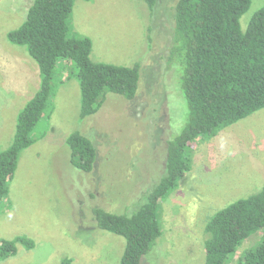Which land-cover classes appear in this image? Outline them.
Instances as JSON below:
<instances>
[{
	"label": "rangeland",
	"instance_id": "374dc122",
	"mask_svg": "<svg viewBox=\"0 0 264 264\" xmlns=\"http://www.w3.org/2000/svg\"><path fill=\"white\" fill-rule=\"evenodd\" d=\"M34 0H0V151L14 138L17 116L40 87V70L26 48L9 42ZM177 0H159L155 9L141 0H76L72 36L92 39L91 58L141 67L136 97L108 92L94 115L81 118L78 68L61 61L36 141L22 151L7 199L0 208V241L25 235L0 264H120L126 239L97 227L92 209L133 212L161 177L170 133L180 131L188 107L175 74L166 65ZM264 0H252L241 19L245 31ZM80 131L97 145L99 160L90 174L70 161L68 134ZM192 168L160 204L162 235L141 264H205L209 218L233 201L264 186V108L191 143ZM128 212V213H129ZM258 236L243 242L236 264ZM1 247V242H0Z\"/></svg>",
	"mask_w": 264,
	"mask_h": 264
},
{
	"label": "trees",
	"instance_id": "16d2710c",
	"mask_svg": "<svg viewBox=\"0 0 264 264\" xmlns=\"http://www.w3.org/2000/svg\"><path fill=\"white\" fill-rule=\"evenodd\" d=\"M76 0H34L23 23L8 34L9 42L23 46L37 63L41 83L17 116L11 145L0 151V208L7 199L19 158L36 139L33 131L44 117L53 93V78L61 61L78 68L81 118L96 114L107 93L127 100L136 97L141 67L94 61L92 39L72 36L70 18ZM155 9L159 0H141ZM252 0H177L173 30L166 57L175 83L186 99L188 114L179 132L169 131L166 160L160 179L135 203L132 213L113 212L97 205L92 214L97 227L126 239L120 264H141L162 235L159 208L192 168L191 143L217 135L264 108V6L241 26ZM71 164L90 174L97 166L96 143L85 133L66 137ZM129 212V213H128ZM205 264H229L243 242L258 239L236 264H264V186L218 210L207 221ZM0 258L14 256L18 244L27 249L33 239L20 235L1 240ZM64 257L57 264H72Z\"/></svg>",
	"mask_w": 264,
	"mask_h": 264
}]
</instances>
